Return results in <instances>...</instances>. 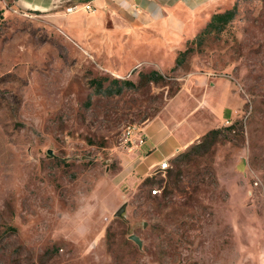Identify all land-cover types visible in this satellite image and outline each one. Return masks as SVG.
<instances>
[{"label": "rangeland", "instance_id": "obj_1", "mask_svg": "<svg viewBox=\"0 0 264 264\" xmlns=\"http://www.w3.org/2000/svg\"><path fill=\"white\" fill-rule=\"evenodd\" d=\"M39 1L0 0V264H264V0L220 6L234 19L173 64L128 62L96 8L70 20L88 0ZM212 73L240 116L191 159L205 134L143 168L124 127L185 106Z\"/></svg>", "mask_w": 264, "mask_h": 264}, {"label": "crops", "instance_id": "obj_2", "mask_svg": "<svg viewBox=\"0 0 264 264\" xmlns=\"http://www.w3.org/2000/svg\"><path fill=\"white\" fill-rule=\"evenodd\" d=\"M60 0H40L35 8H55ZM65 1V0H64ZM232 0H88L101 16H112L115 24V44L121 43L120 54L128 62L147 61L173 64L187 40L193 38L209 22L219 7ZM57 4V5H56ZM68 7V6H67ZM66 7V8H67ZM63 11V10H61ZM58 10L56 13H61ZM77 18L73 13H66ZM64 23V21H61ZM66 24V21H65ZM119 33H128L126 46ZM131 45V46H129ZM129 46V47H128ZM130 49V50H127ZM186 99L181 96L160 114L144 124L148 139L139 151L143 153V168L151 169L173 157L202 135L228 119L238 118L244 99L226 77L208 74L206 80ZM182 92V91H181ZM185 110L184 116L181 113Z\"/></svg>", "mask_w": 264, "mask_h": 264}, {"label": "trees", "instance_id": "obj_3", "mask_svg": "<svg viewBox=\"0 0 264 264\" xmlns=\"http://www.w3.org/2000/svg\"><path fill=\"white\" fill-rule=\"evenodd\" d=\"M235 17V10L234 9H229V10H225V11H220V12H216L212 15L211 20L207 23L206 27L203 29V31L198 35V37L194 40H192L191 42L188 43V45L194 44V43H199L200 41H202L201 37L206 35V34H211L213 32H221L223 31L227 24L229 22H231ZM194 51V47L193 46H188L187 49L185 51H183L181 53V55L183 57H186L190 52ZM183 62V59H178L177 64H181ZM154 75H158V78H163L164 76L162 74H159L157 71H152L150 72L147 76L150 79H154ZM120 82L119 79H116L115 81ZM124 84L126 86H135V83L129 81V80H124L123 81ZM102 83H100L101 85ZM121 89V87H120ZM234 123L229 125L228 128L230 129H234ZM220 133L219 129H212L210 130L208 133L205 134V136L203 137V139L200 142L194 143L189 149L188 151H186L184 153V155H186L187 160L192 158V153L193 151H196L198 148H202V147H209L217 138H218V134Z\"/></svg>", "mask_w": 264, "mask_h": 264}, {"label": "built area", "instance_id": "obj_4", "mask_svg": "<svg viewBox=\"0 0 264 264\" xmlns=\"http://www.w3.org/2000/svg\"><path fill=\"white\" fill-rule=\"evenodd\" d=\"M80 9H84L86 11H94L95 7L89 3L85 2L83 4H73L66 8L67 13H74L77 12ZM226 124H230L231 121L228 119L225 121ZM148 139V134L146 132L144 124L141 123H129L126 125L122 132V140L125 144H130L136 148H141L143 145H145L146 141ZM169 159H165L160 164L156 165V168L158 170H165L169 167ZM159 190L155 189L154 193H157Z\"/></svg>", "mask_w": 264, "mask_h": 264}, {"label": "water", "instance_id": "obj_5", "mask_svg": "<svg viewBox=\"0 0 264 264\" xmlns=\"http://www.w3.org/2000/svg\"><path fill=\"white\" fill-rule=\"evenodd\" d=\"M125 205L121 206L117 212H116V215H120L124 209ZM131 238L135 239L139 244H141V240L139 239V237L135 236V235H132Z\"/></svg>", "mask_w": 264, "mask_h": 264}]
</instances>
